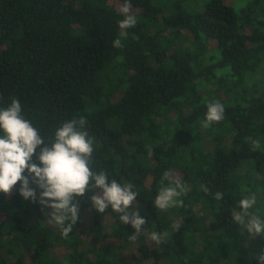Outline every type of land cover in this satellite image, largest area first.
Masks as SVG:
<instances>
[{
	"label": "trees",
	"instance_id": "obj_1",
	"mask_svg": "<svg viewBox=\"0 0 264 264\" xmlns=\"http://www.w3.org/2000/svg\"><path fill=\"white\" fill-rule=\"evenodd\" d=\"M124 3L0 0V109L18 98L45 138L83 116L93 170L134 185L132 210L148 222L133 241L130 224L111 208L98 213L86 196L65 238L44 224L51 209L22 198L18 182L0 193V264H26L18 249L27 239L33 264H126L122 253L133 247L130 264H259L264 236L249 237L232 214L254 193L249 211L264 219V0H130L137 22L121 29ZM117 39L123 47L113 46ZM214 102L223 104L224 119L205 127ZM248 137L261 147L252 151ZM39 151L32 157L38 165ZM165 171L185 194L177 198L182 205L162 211L154 201L170 184H161ZM30 187L38 199L41 190ZM87 210L86 244L80 226ZM31 218H38L33 228ZM151 232L167 237L157 244ZM106 239L118 244L97 246ZM53 246L71 251L68 262L50 258Z\"/></svg>",
	"mask_w": 264,
	"mask_h": 264
},
{
	"label": "clouds",
	"instance_id": "obj_2",
	"mask_svg": "<svg viewBox=\"0 0 264 264\" xmlns=\"http://www.w3.org/2000/svg\"><path fill=\"white\" fill-rule=\"evenodd\" d=\"M130 0H125L120 9L125 18L119 22L121 29L134 27L136 17L130 13ZM114 47H123L119 39L114 41ZM224 106L219 102L209 103L204 126L224 119ZM251 150L261 147L260 141L246 138ZM47 141L51 142L49 146ZM39 165L32 162L36 154ZM94 140L89 137L87 120L81 116L66 120L59 126L54 135L45 138L32 122L22 114V105L18 98H12L10 104L0 109V193L9 194L19 182V195L25 200L38 202L42 208H50L49 223L58 226L66 238L72 232L78 221L81 198L87 196L92 208L102 214L107 209L118 215L124 225L135 229L131 239L135 241L141 234L147 220L140 216L138 210H132V204L137 199L131 183L121 184L117 180H109L106 170L94 171L92 168ZM152 154L149 148V155ZM27 171L28 175H24ZM31 178V180L29 179ZM170 181L168 186H162L155 198V207L166 211L182 205L178 197L185 194L184 185L179 178L173 179L168 171L163 173L161 184ZM35 184L41 191L37 199L36 190L30 187ZM203 190L209 189L203 186ZM215 199L222 200L223 193L216 192ZM257 203L256 195L245 197L239 201V211L233 210L232 219L237 225L243 226L249 237L264 236V219L249 210ZM67 222V223H66ZM167 233L151 232L149 238L160 244ZM259 264H264V251L257 257Z\"/></svg>",
	"mask_w": 264,
	"mask_h": 264
},
{
	"label": "rangeland",
	"instance_id": "obj_3",
	"mask_svg": "<svg viewBox=\"0 0 264 264\" xmlns=\"http://www.w3.org/2000/svg\"><path fill=\"white\" fill-rule=\"evenodd\" d=\"M229 1L232 2L233 0H229ZM235 3H237V2H235ZM244 4H245L244 2L240 1V2H238L237 6L238 7H244ZM134 13H136V11H134L133 9H130L129 14H134ZM48 219L49 218L44 220V222H45L44 224H45V226L50 227V226H52V223H49ZM37 220H38V218L27 219V227L33 228L34 223ZM103 221H104V225L107 227V229L110 230L111 226L113 224L112 218L106 217ZM91 227H92L91 211L87 210L81 215V226H80V233H81L82 238L85 240L86 244L92 240V237L89 235V230ZM11 237L12 236H7V237H5V240H9V239H11ZM37 239L42 242L43 241V235L38 233ZM147 243L149 246H152L151 240H148ZM29 244H30V239H27L25 242L20 244V248L18 250L22 254V256L24 257L26 264H33L32 261H33L35 252L29 248V246H30ZM107 244H118V241L113 240V239H106L104 242H99L97 244V246L101 247V246H105ZM84 248L87 249V246H84ZM133 250H135V247H133V249L130 248L128 250L123 251L122 257H121L123 263L124 262H126V264L131 263L130 253L133 252ZM70 254H71V251L65 247L53 246L51 253H50V255H51L50 258H52L56 261H59V262H68V256ZM11 259L12 258H10V257L8 258V260H11Z\"/></svg>",
	"mask_w": 264,
	"mask_h": 264
}]
</instances>
